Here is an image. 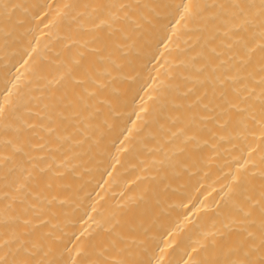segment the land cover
<instances>
[{
    "label": "bare ground",
    "instance_id": "1",
    "mask_svg": "<svg viewBox=\"0 0 264 264\" xmlns=\"http://www.w3.org/2000/svg\"><path fill=\"white\" fill-rule=\"evenodd\" d=\"M0 264H264V0H0Z\"/></svg>",
    "mask_w": 264,
    "mask_h": 264
}]
</instances>
